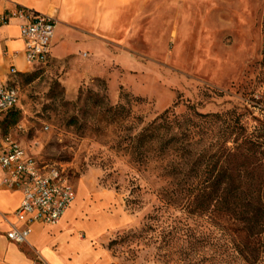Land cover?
Wrapping results in <instances>:
<instances>
[{
  "label": "rangeland",
  "instance_id": "374dc122",
  "mask_svg": "<svg viewBox=\"0 0 264 264\" xmlns=\"http://www.w3.org/2000/svg\"><path fill=\"white\" fill-rule=\"evenodd\" d=\"M154 10L142 33L148 40L126 49L134 61L94 59L81 49L88 56L73 59L69 72L66 63L35 66L25 74L32 80L21 78L18 106L0 115L1 134L76 189V219L94 227L77 231L94 251L79 252L83 264H179L167 257L157 226L181 217L160 210L157 184L129 162L117 146L120 125H106L88 93L129 106L144 123L166 109L186 114L189 106L203 114L235 109L249 131L264 120V0H158ZM91 62L90 72L102 78L80 84L78 67Z\"/></svg>",
  "mask_w": 264,
  "mask_h": 264
},
{
  "label": "trees",
  "instance_id": "16d2710c",
  "mask_svg": "<svg viewBox=\"0 0 264 264\" xmlns=\"http://www.w3.org/2000/svg\"><path fill=\"white\" fill-rule=\"evenodd\" d=\"M262 30L264 66V17ZM26 76L33 79L14 75L19 84ZM86 100L106 125H120L117 146L155 181L160 210L181 215L157 226L167 257L179 264L264 263V120L249 131L235 109L203 114L189 106L186 114L166 109L144 123L127 105L92 93Z\"/></svg>",
  "mask_w": 264,
  "mask_h": 264
},
{
  "label": "crops",
  "instance_id": "0c3cea01",
  "mask_svg": "<svg viewBox=\"0 0 264 264\" xmlns=\"http://www.w3.org/2000/svg\"><path fill=\"white\" fill-rule=\"evenodd\" d=\"M158 0H0V80L11 79V72L28 73L34 65L24 56L18 21L2 23L5 14L17 7L52 15L57 21L49 61L66 63L70 67L75 58L88 55L81 49H90L94 59L99 56L129 58L135 54L127 48L147 39L148 27L155 14ZM144 29H147L144 36ZM136 53V52H135ZM75 61V60H74ZM96 65L79 66L80 84L96 77L90 72ZM97 70V69H96ZM69 77V73L68 76ZM75 200L56 225L35 223L25 244H16L5 236L10 224L15 223L14 211L21 202V193L0 189V264H31L38 255L46 264H83L81 250H91L90 243L80 240L78 230H93L78 221L79 209ZM113 225L114 222H110ZM96 233L92 236L95 237Z\"/></svg>",
  "mask_w": 264,
  "mask_h": 264
},
{
  "label": "built area",
  "instance_id": "2783aa9c",
  "mask_svg": "<svg viewBox=\"0 0 264 264\" xmlns=\"http://www.w3.org/2000/svg\"><path fill=\"white\" fill-rule=\"evenodd\" d=\"M2 23L18 21L24 56L35 66L49 61L57 21L54 16L17 7L2 17ZM0 80V115L20 103L21 89L14 75ZM47 130V127H44ZM21 193V202L14 211L15 223L10 224L5 236L16 244H25L35 223L56 225L75 200V189L62 171L42 165L32 154L9 134L0 133V189ZM31 264H46L36 256Z\"/></svg>",
  "mask_w": 264,
  "mask_h": 264
}]
</instances>
